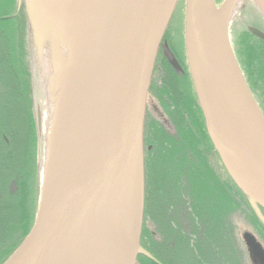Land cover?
Masks as SVG:
<instances>
[{"label":"water","instance_id":"1","mask_svg":"<svg viewBox=\"0 0 264 264\" xmlns=\"http://www.w3.org/2000/svg\"><path fill=\"white\" fill-rule=\"evenodd\" d=\"M20 1L33 30L32 41L41 32L50 36L52 45L39 49L55 61V52L50 51L53 42L61 40L60 29L64 37L75 30L65 4L57 5L63 1L75 7V0ZM87 1L79 18L82 26L74 34L81 65L77 70L85 78L58 122L49 159L47 154L44 158L31 229L2 264H53L70 252L83 264H99L100 245L94 232L107 218L118 221L116 206L125 204L129 196L139 199V214L130 256L120 263L136 264L138 256L156 262L140 246L145 190L142 132L156 54L178 0ZM230 1L216 6V0H185V54L208 139L264 226V115L230 43L224 13ZM252 1L264 20V0ZM44 14L54 15L52 34L43 27ZM57 24L60 29L55 31ZM246 30L264 40L257 28ZM243 239L251 261L255 263V257L264 261L260 245L248 234Z\"/></svg>","mask_w":264,"mask_h":264},{"label":"trees","instance_id":"2","mask_svg":"<svg viewBox=\"0 0 264 264\" xmlns=\"http://www.w3.org/2000/svg\"><path fill=\"white\" fill-rule=\"evenodd\" d=\"M9 19L1 18L0 23ZM1 29L0 83L1 88H6L8 92L0 93V108L7 110L3 120L8 128L3 131L11 138L5 148L11 149L15 144L19 153L15 152L13 156L3 150L0 154V159H6L10 166L9 175L0 190V254L4 256L0 264L28 232L36 209L34 203L31 222L28 221L25 198L31 145L27 129L29 118H32L30 89L24 76L23 88L17 89L20 81H14L7 71L12 49L4 47L7 39L4 28V31ZM244 32L248 33L246 29ZM255 50L259 55L264 54L257 45ZM240 52L249 69L250 79L255 83L260 81L264 86V68L254 61L250 45H241ZM255 66H259L257 70ZM20 98L25 106L24 113L23 108L18 111L17 104L13 102ZM179 104V111L187 113L186 106ZM193 104L196 106L195 97ZM197 113L199 127L191 128L185 122L184 130L177 137H160L155 145L152 134L147 133L148 142H152L153 148L144 153L145 198L140 245L156 262L139 256L141 264H242L229 220L234 213H240L249 220L264 239V226L226 174L208 139L198 108ZM13 120L18 121L19 127L25 131L21 141L17 135L19 127ZM12 179L19 181L17 194H10L9 183ZM12 239L14 241L4 249ZM249 261L254 264L250 258Z\"/></svg>","mask_w":264,"mask_h":264},{"label":"rangeland","instance_id":"3","mask_svg":"<svg viewBox=\"0 0 264 264\" xmlns=\"http://www.w3.org/2000/svg\"><path fill=\"white\" fill-rule=\"evenodd\" d=\"M222 1L223 0H216L217 6H220ZM249 5H254L252 0H242L238 13L229 23V39L230 42H232L231 44L233 45V48L238 49L239 52L241 51V45H243L244 43L250 45L254 61H256L257 65H260L262 68H264V54L259 55L256 52V41L249 33L244 32L247 26H262L260 15L257 13L255 7H250ZM184 8L185 0H179L175 6L171 19L165 30L164 39H167L168 41L167 48L163 46L164 43H162L164 49H167L169 53L175 54L176 56L182 53L181 44L183 41ZM15 15L18 16L21 24L24 26L25 33L23 40H21L20 42H13L11 44L12 50L10 49L9 45V49L11 50L10 55H12L11 53L15 54L14 59H11L9 65H14L16 63L23 68L24 77H26L30 89V105L32 118H29V122L27 123V129L29 131V139L31 140V145L29 144V174L27 176L28 192L25 200L27 205L26 207L28 221L31 222V211L33 209V201L35 195H37L36 188L38 187V185L36 186V184H38L39 170L41 169L42 173V167L44 162V144L46 139V134H43L42 137H40L39 135V120L41 119L40 111L42 105H47L49 103L48 94L50 87L47 86V84L52 78L51 71L53 70L52 67L55 61L52 56H50L49 54L46 55L44 50L39 49V46H41V40L39 39V36L37 37V35L35 36L34 34V42L32 41L31 33H33V30H30V23L27 19L24 7L22 10H19L18 7H12L11 0H0V19L6 17L10 18L9 20L0 23V28H2V31L5 30L6 32H9V30H13L17 26L20 27L18 25V21L15 18H12ZM9 21H12V23ZM5 35L10 37L9 34L5 33ZM11 38H13V35H11ZM35 42H37V47H35L34 45ZM57 46V41L53 42L54 50H56ZM260 51L264 53L263 48H260ZM240 55H242L241 52ZM44 65L46 67V73L44 71L45 68H43ZM154 68L155 69L152 73L151 84L147 96L144 128L145 131L146 128H148L149 132H147L149 134H152V141L156 145L160 137H165L166 135H169L170 137H177L178 134H180V132L184 130L185 122L186 125L188 123V126H190L191 128L195 126L199 127L200 124L197 122V107L193 104L194 94L191 86V81L189 79L190 77L187 75V79H189V81H187L189 85L188 88L186 87L183 78H176L177 75L170 68H166V66H164L163 60L161 63H158L157 61L155 63ZM22 80V77H20L19 80H14L20 81L19 83H17V87H19L17 89L23 88ZM253 82L254 81L251 80L253 93L261 110L264 112V86L260 81L256 83ZM1 86L2 85L0 84V93L3 94L4 92H8L6 88L2 89ZM186 88H188V90H186ZM13 102L17 104L18 111H21L23 108L24 113L25 106L22 99L20 98L18 100H13ZM179 103H182L184 106H186L187 113L183 110L179 111ZM187 103L189 105H187ZM3 113L4 114L0 115V129H7V124L3 120L4 117L6 118L7 110L5 111L4 109ZM168 113L172 114V117L168 115ZM12 116L15 117L13 113ZM14 122L16 123V126H20L18 121ZM46 122V125L48 126L49 118H47ZM34 123L37 124L38 130L36 129V126L33 125ZM21 128L23 127H19V132H17L20 141L23 140V136L25 134V131H22ZM161 133L165 135L162 136ZM148 139V137L146 138V141H144L143 139L144 153L146 152V150H149L150 147L151 150L153 148L152 142H148ZM17 147H19V145H17ZM15 152L19 153V149H16L14 144V146L11 148V153L13 156H15ZM28 193L30 200L29 204ZM262 213L264 215L263 210ZM229 220L230 224L232 225V228L234 229L233 235L234 239L236 240L238 253L240 252L242 256V264H251L248 258L249 254L245 246V241H243L244 236L247 234L250 235L256 241V243L261 245L263 249L264 239L260 236V234L249 222V220L247 221L246 219H244V217L240 215V213H234L230 215ZM13 241L14 239H12L4 249H7L10 243ZM3 257L4 256L0 254V259H2Z\"/></svg>","mask_w":264,"mask_h":264},{"label":"bare ground","instance_id":"4","mask_svg":"<svg viewBox=\"0 0 264 264\" xmlns=\"http://www.w3.org/2000/svg\"><path fill=\"white\" fill-rule=\"evenodd\" d=\"M75 2L77 4V6L75 5V7H73L72 5L70 6L69 4L63 1H61L57 5V7H59L65 4V7H67V11L70 12L71 25L75 26V30H72V32L70 33L69 32L64 33V34H67L64 37L63 30L60 29V26L58 24H57L58 27L55 25V28H54L55 31H57L58 28L60 29L61 40H58L57 38L58 47L56 51L55 50L50 51L53 53L55 52V65H54L55 69L51 71L52 78L47 84V86L50 87L49 94H48L49 103L47 105H42L41 111H40L41 119L39 120L40 121L39 135L40 137H42L43 134H46V139H45V144H44L45 145L44 158L46 157V154H47L48 159L50 155V150L52 148L53 140L55 137V132H56V129L58 128L57 126L58 122H60V119L63 116H65V113L67 112V110L70 108V106L74 102L76 98V93L80 89L81 84L85 78V77L84 78L82 77L83 75L82 71L77 70V68H80L81 65L80 63H78L80 57H78L77 51L74 50V47H75L74 46L75 44L74 34H77L80 30V27L82 26V23L79 20V18H80V15L84 13L83 7H87L88 1L87 0H75ZM241 2L242 0H231L228 3V5L224 8V13L227 15L229 23L238 13ZM21 4L24 7L23 1H21ZM50 5L52 4L50 3ZM75 9L76 10L78 9V11L80 10V12L75 11ZM24 10H25V7H24ZM53 19H54V15L50 16L48 14H44L42 16V21L45 23L43 27L46 30H50V32L54 26V23H52ZM9 22H12V21H9ZM18 25L20 27L17 26L15 27V29L9 30V32H6V31L4 32L10 35V37H8L4 34L7 40L10 38L8 41H5L6 44L4 43L5 44L4 47L8 48L9 45L11 47V44L13 42H20L21 40H23L24 33H25L24 26L22 24H18ZM184 28H185V25L183 26V37H184V31H185ZM72 34H73V37L71 36ZM11 35H13V38H11ZM39 39L42 42L41 45H46V47L47 45L49 46L52 45V43L48 44V42L51 40L50 36L49 38H45V35L42 32L41 34H39ZM160 43L161 44L165 43L166 45H168L167 40L160 42ZM11 54L12 55H10V59H14L15 54L14 53H11ZM154 67H155V64L153 65L152 71H154L155 69ZM43 68H45L44 71L46 73L45 65L43 66ZM7 71L10 73L11 77L14 80H17L20 77L24 76L23 68L16 63L14 65H11V64L8 65ZM160 72H161V69H160ZM4 85L7 86V83L4 82ZM209 88L213 96H215V91L213 90L214 86L211 81L209 82ZM148 92H149V88H148ZM147 96H148V93H147ZM217 98L219 99V95H217ZM146 102H147V99H146ZM145 111H146V107H145ZM3 112H4V108L2 107L0 108V115L4 114ZM168 115L172 117V114L168 113ZM56 116H57V119H56ZM47 118H49L50 122L52 119L53 121H55V123L52 121V124L49 123L47 126L46 125ZM144 123H145V117H144ZM33 125L36 126V129L38 130L37 124L34 123ZM3 130L4 129H0V138H2V140L4 139L7 141L0 140V154L3 152V150L6 149L5 147L8 146L10 139H11L10 136L5 134ZM147 131H148L147 128L145 131V128L143 125V132H142L143 139L145 138ZM143 152H144V148H143ZM48 159L46 160V162L48 161ZM2 164L9 165V162L5 160L2 162ZM40 173H41V169L39 170L38 180L40 178ZM136 185H137V188L140 189L141 181H138ZM115 195L116 193H114L111 200L115 199ZM116 207H117L116 210L118 212V217H117L118 221L115 222L111 218H107L104 224L98 227L97 230H95L94 232V239L97 240L100 245V253L98 255L99 264H121L120 261L124 258H129L130 253H131L132 242H133V228H134V223H135L134 220L139 214V199L134 200L133 197L129 196V199L125 202V204L123 205L120 204V205H117ZM31 226L29 227V230L31 229ZM28 232L26 233V235L28 234ZM24 237L22 238V240L24 239ZM110 243H115L116 246L110 245ZM19 244L16 246V248L19 246ZM9 256H7L5 260ZM53 264H83V263L78 260V257H76L73 253L70 252V253L62 255L60 259L53 260Z\"/></svg>","mask_w":264,"mask_h":264},{"label":"flooded vegetation","instance_id":"5","mask_svg":"<svg viewBox=\"0 0 264 264\" xmlns=\"http://www.w3.org/2000/svg\"><path fill=\"white\" fill-rule=\"evenodd\" d=\"M11 2H12V7H18L19 10L23 9L22 4L19 3V0H11ZM249 6L250 7H255L254 5L253 6L249 5ZM12 18H15L18 21V23L21 24V22H20V20H19L17 15L13 16ZM261 21H262V26H260V27L254 26V27L264 33V21L262 19H261ZM251 36L256 41L257 46L259 47V49L260 48L264 49V40H262V39H260L258 37H255L253 35H251ZM166 40L167 39H164V37H163L161 42L166 41ZM159 46L160 47H159V49L157 51V55H156V58H155V63L157 61H158V63H161L162 60H163L164 61V66H166V68H170L177 75L176 78H183V80L185 81L186 87L189 88V85H188L187 81H189L190 78L187 79V77L188 76L190 77V75H189V71H188L187 59H186V54H185L184 37H183V41H182V44H181L182 53H180V55H178V56H176L175 54L169 53L167 49H164L163 46H165L167 48V45L165 43L163 44V46H162V44L159 45ZM232 48H233V45H232ZM168 49H169V47H168ZM233 52H234V55L236 57V60L238 61L239 66H240V68L242 70V73H243L244 78H245V80H246V82L248 84V87H249L250 91L252 92V95L255 98V95L253 93V87H252L251 79H250L249 69H248V67H247V65L245 63V59H244L243 55H240V52L238 51V49H236V48L234 49L233 48ZM254 69L257 70V67L255 66ZM152 73H153V71H152ZM151 79H152V75H151ZM190 81H191V79H190ZM150 84H151V80H150ZM191 86H192V83H191ZM149 88H150V86H149ZM188 88H186V90H188ZM181 91H183V90H181ZM193 94H194V92H193ZM255 100H256V98H255ZM257 104H258V102H257ZM196 107L198 108L197 103H196ZM197 108H196V110H197ZM263 114H264V112H263ZM147 130H148V128H147ZM145 137L147 138V134H146ZM146 138H144V141H146ZM3 141H7V140L3 139ZM9 144H10V142H9ZM150 148H149V150H150ZM5 151L6 152L8 151L9 153H11V149L10 148L9 149H5ZM5 160L0 159V190L3 189L4 184H5L4 181H5V179H7L8 175H9L10 166L7 165V164H2V162L5 161ZM36 165H37V160H36ZM38 184H39V180H38ZM38 184H36V186ZM19 188L20 187H19L18 179H16V180L12 179L10 181V183H9L10 194H17V192L19 191ZM26 189H27V192H28V183H27ZM36 192H37V195H35V198H34V201H33V205H34V203L36 204V199H37V196H38V187L36 188ZM29 201L30 200H29V193H28V204H29ZM254 262H255L254 264H264L263 259H261L259 257H255V261ZM137 264H141L139 258H138Z\"/></svg>","mask_w":264,"mask_h":264}]
</instances>
